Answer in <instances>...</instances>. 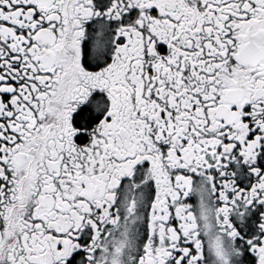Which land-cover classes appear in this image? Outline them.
Wrapping results in <instances>:
<instances>
[{"label":"snow or ice","instance_id":"6c2138e0","mask_svg":"<svg viewBox=\"0 0 264 264\" xmlns=\"http://www.w3.org/2000/svg\"><path fill=\"white\" fill-rule=\"evenodd\" d=\"M0 264H264V0H0Z\"/></svg>","mask_w":264,"mask_h":264}]
</instances>
